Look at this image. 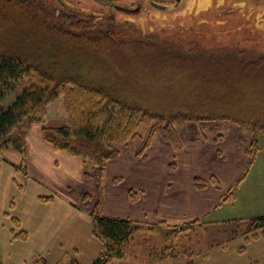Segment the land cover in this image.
I'll list each match as a JSON object with an SVG mask.
<instances>
[{
  "label": "trees",
  "instance_id": "obj_1",
  "mask_svg": "<svg viewBox=\"0 0 264 264\" xmlns=\"http://www.w3.org/2000/svg\"><path fill=\"white\" fill-rule=\"evenodd\" d=\"M38 11L29 0H0V16L13 17L18 12L28 17ZM53 18L59 19L60 26L50 25L48 38L58 50L64 49L65 61L5 46L0 51V145L7 149L22 152L31 128L41 126L43 140L55 150L91 163L94 174L85 176L94 178L101 197L108 163L119 156L121 145L139 136L141 126L150 127V138L161 135L177 149L181 141L176 128L189 122L226 120L264 133V53L249 56L226 48L199 50L189 47L190 42L177 47L168 41L140 38L141 32L136 38L137 32H132L140 30L131 21L103 30L90 24L94 16L78 19L62 13ZM120 57L129 66L128 75H135L132 82L118 74H127ZM141 79L145 81L138 82ZM149 89H156L157 97H150ZM60 101L66 123L47 124V110L58 107ZM11 133L17 137L8 141ZM204 184L197 181L199 186ZM89 197L83 195V199ZM99 203L90 216L92 234L102 242L103 250L91 264L126 260L131 252L130 264L138 249L145 253L141 264H196L180 239L189 238L185 235L188 227L174 232L163 223L151 227L105 217L99 212ZM13 221L19 226V220ZM189 225L196 223L184 226ZM258 232L264 233V217L248 224L246 231L234 232L231 239L256 238ZM15 237L27 240L28 235L21 231ZM32 264L50 263L37 256ZM55 264L81 263L65 257Z\"/></svg>",
  "mask_w": 264,
  "mask_h": 264
},
{
  "label": "rangeland",
  "instance_id": "obj_2",
  "mask_svg": "<svg viewBox=\"0 0 264 264\" xmlns=\"http://www.w3.org/2000/svg\"><path fill=\"white\" fill-rule=\"evenodd\" d=\"M144 1L29 0L39 8L35 16L22 17L18 12L14 13L13 17L10 14L0 16V25L7 24L0 26V51L5 46L14 51L22 50L27 54L29 52L31 55H54L65 61L64 49L58 50L54 47L47 34V31H52L50 25L60 26L59 19L53 17L64 13L69 18L77 16L78 19L94 16L95 21L90 24L103 30L114 23L131 21L135 24L134 27L140 30L132 32H137L136 38L141 32L140 38L168 41L177 47L190 42L189 47L193 46L199 50L226 48L237 52L243 51L249 56V53L253 55L264 53V0H180L177 7L166 11L148 5L142 7ZM138 6L140 11L131 10ZM41 58L42 56L39 57ZM125 62L127 74L122 72L118 74L132 82L135 75H128L129 66ZM144 81L145 79H141L138 82ZM150 83L149 80V86L146 85L148 88L152 86ZM147 93L150 97L158 95L156 89H149ZM19 94L20 92L12 95L6 104H11ZM46 114L47 124L62 125L67 121L63 101L59 102L58 107L49 108ZM176 129L182 143L180 151L169 154L155 150L149 160L141 161L147 168L144 170L145 174L150 170V166L159 167L158 170H152L159 171L156 180L145 178L139 189L145 191L147 199H151L153 204L154 212L148 218V222L156 224L164 222L172 226L174 232L183 230L182 227H188L185 235L188 234L190 239L184 236L180 239L185 242L184 249L193 256L196 264H264L263 232H258L256 238L238 236L231 239L234 232L246 231L248 224L264 217V133H254L252 126L239 127L226 120L190 123ZM16 137L17 134H12L8 141ZM254 141L256 144L253 146ZM23 148L24 150L26 148L25 140ZM10 150L16 151L0 145V166L3 163L1 156L8 158ZM249 150L252 152L248 153ZM11 157L14 159L17 156L11 154ZM19 157L17 158L21 159ZM8 161L13 162L10 158ZM169 163L178 166V169H175V172L166 169ZM17 168V175L13 177V181L8 179L4 170L0 175V264H32L33 257L36 256L34 253L41 244L40 223L55 220L65 228L70 220L66 218V212L60 214L53 206L33 204L38 190L43 192L42 196H54L53 192L58 188L61 173L66 176V171L55 174L57 181L54 177H48L43 179L44 181L38 180V183H42L38 184L32 180L31 171L27 172L28 165L18 162ZM211 171L217 177L214 186L219 188L222 195L219 204L198 216L193 212L189 216L190 219L175 218L177 195L189 190V182H192L193 178H204ZM54 173L56 172H52ZM81 173L93 176L94 169L91 163L86 162ZM131 173L127 172L123 176L119 187L128 185V188L135 189L138 186L140 181L132 180ZM72 174L75 176V172ZM153 175L155 177L156 174ZM83 177L79 181L75 179L70 189L71 193L79 192L82 199L87 193L90 196L79 201L87 216L80 217V243L79 247H74L78 248L79 253L78 259H75L81 264H91L92 256H96L93 252L98 249V243L102 246L103 244L100 240H96L97 242L87 240V235H84V221L90 220L92 228L90 215L98 200L99 212L102 214L109 212L106 193L111 194L115 186L110 182L111 179L106 182L104 180L103 195L100 197L94 178ZM49 189L53 192H49ZM13 218L19 220V226L15 225ZM193 222L196 223L195 226L194 224L184 226ZM21 231L27 232L30 239L16 238L15 235ZM58 250L59 248L55 250L56 255H59ZM102 250L103 247L100 252ZM136 253L133 254L134 262L130 264H141L140 261H143L142 254L145 253L139 249ZM65 255L67 259H71L75 253L73 250H65ZM130 255L131 252L126 254V260H115L111 264H129ZM181 261H184V258H181ZM162 263L179 264L176 261Z\"/></svg>",
  "mask_w": 264,
  "mask_h": 264
},
{
  "label": "crops",
  "instance_id": "obj_3",
  "mask_svg": "<svg viewBox=\"0 0 264 264\" xmlns=\"http://www.w3.org/2000/svg\"><path fill=\"white\" fill-rule=\"evenodd\" d=\"M184 125L177 127H183ZM176 130L178 131V129ZM150 132L149 126H141L138 131L139 136L133 140H130L127 144L121 145L119 147V156L112 160L107 166L104 180L106 182L108 179H111L110 182L115 187L111 194L106 193L109 212L107 214L100 213L101 215L113 219L131 220L143 226L152 227L157 225L156 223L148 222V218L154 212L153 204L151 199H147L145 191L139 189L142 187L145 178L156 180V176H158L159 171L152 170H158L159 167L152 165L149 167L150 170L148 169L149 171L147 174H145L144 170L147 168L145 167V164H141V161L144 162V160H149V157L153 156L155 150H159L161 153L167 152L172 154L174 152L180 151L182 147L180 149L175 148L171 143L166 141L161 135L158 134L150 138ZM149 138L150 141H148ZM25 144L26 148L23 153L10 150V155L8 158L13 160L12 163L9 162L8 158L2 154L3 156H1V158H3V163L0 166V175L4 170V172H7L6 174L9 177L8 179L13 181V177L17 175L16 170L18 169V162L22 163L23 165H28L27 172L31 171L33 175L32 180L36 183H38V180L44 181L43 179H48V177H54V179L57 181L55 174H58V172L61 171H66V176H64V173H61L58 188H56L54 192L49 189V192H53L55 195L48 196L51 197L50 200L45 201L42 198H46L47 196H42L44 195L43 192L38 190L37 196H35V202H33V204L35 206H38L39 204L53 206L55 207L56 212L59 211L60 214L66 212V218H70L65 228L61 225V223H56L55 220L44 221L40 223L41 244L34 253L36 256L33 258L35 259L37 256H42L48 263L55 264L61 259L67 257V255H65V250H73L75 253L74 258L78 259L77 254L79 253V250L78 248L74 247H79L80 243V217L82 216L85 218L87 213H85V211L79 205V201H83L81 195L78 194L79 192L71 193L70 189L73 187V181L75 179L79 181L84 178L83 176L85 175L81 172H83L85 163L83 160L73 157L67 152L55 150L49 143L44 141L41 134V126L39 125L31 128L26 136ZM11 154L12 156L16 155L17 157L20 155L21 159H18L17 157H14L13 159ZM169 165L171 166L168 168ZM164 167L165 166H163V168ZM166 169H169L170 171L174 170L175 172V169L177 170L178 166L169 163L166 166ZM52 172L56 173L52 174ZM74 172L75 176L72 174ZM127 172H132V180L140 181L135 189L128 188V185L125 187L121 185V187H119L121 184L120 180L127 174ZM153 174H156L155 177ZM207 175L208 176H204V178H193L192 182H189V190L187 192H180L177 195L178 197L176 196L177 198L175 201V208L177 214L175 218L179 217V219H190L191 217L189 216L193 212H196V215L198 216L211 208H215L219 204L222 195L219 188L214 186L217 177L212 174V171ZM197 180H203L205 184L199 186L197 185ZM38 184L42 183L39 182ZM167 196L171 197L169 194H167ZM160 223H163V225L167 227H172L166 225L164 222ZM186 223L188 222L186 221ZM84 224V235H87V240H93V242H97L96 240L98 239L92 234L91 221H84ZM173 227H175V225ZM55 238L57 240H55ZM29 239L30 235L28 236L27 240ZM64 245H66V247ZM101 247L102 245L98 243V249L93 252V255L97 256L101 250ZM57 248H59V255L55 254V250ZM66 253L68 252L66 251ZM96 256H92L91 260H93Z\"/></svg>",
  "mask_w": 264,
  "mask_h": 264
},
{
  "label": "flooded vegetation",
  "instance_id": "obj_4",
  "mask_svg": "<svg viewBox=\"0 0 264 264\" xmlns=\"http://www.w3.org/2000/svg\"><path fill=\"white\" fill-rule=\"evenodd\" d=\"M103 1H110V0H103ZM111 1L114 2L115 0H111ZM172 1L173 0H170V1H166V0H145L144 1L145 4H143L142 7L148 5V6L152 7V8H155V9H158V10H161V11H166V10H168L170 8L177 7L178 3L180 2V1L178 2L177 0H175L176 1V4H175V1L174 2H172ZM115 2H117V1H115ZM157 5L163 6L164 8H159ZM131 10L132 11H134V10L140 11V7L138 6V8H131ZM131 10H129V11H131Z\"/></svg>",
  "mask_w": 264,
  "mask_h": 264
},
{
  "label": "water",
  "instance_id": "obj_5",
  "mask_svg": "<svg viewBox=\"0 0 264 264\" xmlns=\"http://www.w3.org/2000/svg\"><path fill=\"white\" fill-rule=\"evenodd\" d=\"M121 1V0H120ZM178 2L180 1V0H177ZM159 8H164L163 6H159V5H157Z\"/></svg>",
  "mask_w": 264,
  "mask_h": 264
}]
</instances>
